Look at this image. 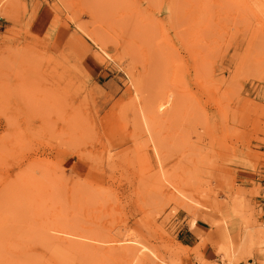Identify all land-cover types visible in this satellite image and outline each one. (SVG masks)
I'll list each match as a JSON object with an SVG mask.
<instances>
[{"label": "rangeland", "instance_id": "rangeland-1", "mask_svg": "<svg viewBox=\"0 0 264 264\" xmlns=\"http://www.w3.org/2000/svg\"><path fill=\"white\" fill-rule=\"evenodd\" d=\"M0 7V264H264V0Z\"/></svg>", "mask_w": 264, "mask_h": 264}, {"label": "bare ground", "instance_id": "bare-ground-1", "mask_svg": "<svg viewBox=\"0 0 264 264\" xmlns=\"http://www.w3.org/2000/svg\"><path fill=\"white\" fill-rule=\"evenodd\" d=\"M1 8V7H0ZM5 10V9H4ZM5 12V11H4ZM143 109V108H142ZM139 111V110H138ZM144 110H143V113H142V117H143V119H144V121H145V125H146V133L148 134V136H149V139H150V142H152V145L154 146V148L155 149H157L156 147H159V141H157L158 139H157V137L155 138V136L156 135H154L155 133H154V131H153V129L151 128V126L149 125V122H148V120H149V118H148V120H147V117H146V115L144 114ZM141 117V115H140V119L142 118ZM142 120V119H141ZM140 120V121H141ZM143 121V120H142ZM151 122V121H150ZM143 125V124H142ZM144 127L145 126H143V129H144ZM143 131H145V130H143ZM148 139V140H149ZM155 139H157L156 141H157V143H156V141H155ZM145 140V139H144ZM148 140H147V142H145V144H147L148 143ZM159 144V145H158ZM158 145V146H157ZM144 146V145H143ZM142 149V148H141ZM159 151H160V148L158 149ZM146 151V150H145ZM159 151H158V153H159ZM145 155V154H144ZM157 155V154H156ZM146 156V155H145ZM159 156V155H158ZM162 179V178H161ZM156 182V181H155ZM160 183H161V181H160ZM158 185V184H157ZM161 189V188H160ZM159 189V190H160ZM234 201V203L236 202L235 200H233ZM237 203H238V201H237ZM240 204V203H239ZM236 205H237V209L239 208V206H238V204H235V207H236ZM237 209H235L236 211H237ZM239 211V210H238ZM256 220V219H255ZM192 225H194V222L192 223ZM235 225H236V223H235ZM229 226V224H227V227ZM112 231V230H111ZM117 231V230H116ZM119 231V230H118ZM117 231V232H118ZM260 231V234H261V237L262 238H264V230H259ZM120 232V231H119ZM258 232V231H257ZM112 233H114V231L112 232ZM114 235H116V234H111V235H109V236H112V238H113V236ZM118 235H120V234H118ZM259 235V234H258ZM121 236V235H120ZM120 236H119V238H120ZM116 237V236H115ZM225 237V236H224ZM110 238V237H109ZM111 238V240H103V241H105V243L106 242H111V241H116V239H112ZM122 238V237H121ZM260 238V237H259ZM129 239V238H128ZM133 239V238H132ZM131 239V240H132ZM261 239V238H260ZM124 240V239H123ZM130 240V241H131ZM119 241V240H118ZM129 241V242H130ZM124 242V241H123ZM122 242V243H123ZM128 242V241H127ZM128 242V243H129ZM132 242V241H131ZM136 241H134V242H132V243H135ZM249 242V241H248ZM257 242V241H256ZM261 242H264V239H262L261 240ZM128 243H126V244H128ZM108 244V243H107ZM115 244V243H114ZM242 244H244V243H242ZM245 244H246V242H245ZM245 244H244V246H245ZM260 244V243H259ZM262 244H264V243H262ZM261 244V245H262ZM117 245V244H116ZM116 245H111V246H106V247H101L102 248V250L104 251V253L105 254H116V253H119L120 252V254L122 255V257L124 256V257H131V258H133V259H135L136 260V262H137V264H145L146 263V260L147 259H149V256H148V254H146V256H144V255H141V254H139V252H142L143 253V251H141L142 249H137V247L135 248V247H133V246H131V247H128V246H124V247H118V246H116ZM119 245V244H118ZM121 245V244H120ZM130 245H132V244H130ZM136 245H137V243H136ZM232 245V244H231ZM262 246H264V245H262ZM139 248V247H138ZM217 250H218V253L222 256V260H225L226 258L228 259V257H230V255H231V250H230V242L228 241V240H226V242H224V241H221V243L218 245V247H217ZM246 253V252H245ZM148 256V257H147ZM250 257V256H249Z\"/></svg>", "mask_w": 264, "mask_h": 264}, {"label": "crops", "instance_id": "crops-1", "mask_svg": "<svg viewBox=\"0 0 264 264\" xmlns=\"http://www.w3.org/2000/svg\"><path fill=\"white\" fill-rule=\"evenodd\" d=\"M186 232L189 233V241L187 246L193 245L195 242H200L203 239L209 241L208 245H214L217 249V244L221 240V230H214V228H207L204 225L196 222L193 226L187 227ZM215 250H213L214 252Z\"/></svg>", "mask_w": 264, "mask_h": 264}, {"label": "built area", "instance_id": "built-area-1", "mask_svg": "<svg viewBox=\"0 0 264 264\" xmlns=\"http://www.w3.org/2000/svg\"><path fill=\"white\" fill-rule=\"evenodd\" d=\"M246 264H253V263L248 261Z\"/></svg>", "mask_w": 264, "mask_h": 264}]
</instances>
